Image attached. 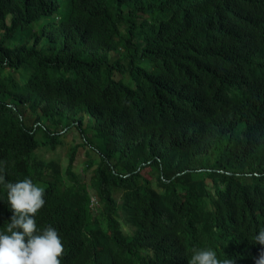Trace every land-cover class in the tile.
I'll list each match as a JSON object with an SVG mask.
<instances>
[{
  "label": "trees",
  "instance_id": "16d2710c",
  "mask_svg": "<svg viewBox=\"0 0 264 264\" xmlns=\"http://www.w3.org/2000/svg\"><path fill=\"white\" fill-rule=\"evenodd\" d=\"M70 127L66 165L38 155ZM0 161L45 189L61 264H255L264 0H0Z\"/></svg>",
  "mask_w": 264,
  "mask_h": 264
},
{
  "label": "clouds",
  "instance_id": "9594fccd",
  "mask_svg": "<svg viewBox=\"0 0 264 264\" xmlns=\"http://www.w3.org/2000/svg\"><path fill=\"white\" fill-rule=\"evenodd\" d=\"M6 162L0 161V183L6 182ZM7 200L13 211L9 223L0 231V264H61L65 248L58 230L36 223L37 213L46 201L45 189L31 179L7 181ZM94 206L95 200H91ZM255 244L264 246V230L255 236ZM62 257V258H61ZM255 264H264V248ZM190 264H235L234 259H218L214 250H200Z\"/></svg>",
  "mask_w": 264,
  "mask_h": 264
},
{
  "label": "rangeland",
  "instance_id": "374dc122",
  "mask_svg": "<svg viewBox=\"0 0 264 264\" xmlns=\"http://www.w3.org/2000/svg\"><path fill=\"white\" fill-rule=\"evenodd\" d=\"M62 137H63L62 138L63 144H58V146L55 147L54 149L48 147L41 148L38 151V155L45 159L53 158V159L61 160L63 165H66L67 163L66 154L69 151V148H71L73 145L80 143L81 136L79 132L76 130V128L70 127V129L62 135ZM85 158H86V149L79 146L78 151L76 152V158L74 162V165L77 170H81L85 166V162H84ZM83 176H84V180L86 182H89L91 172L89 171L85 172Z\"/></svg>",
  "mask_w": 264,
  "mask_h": 264
}]
</instances>
